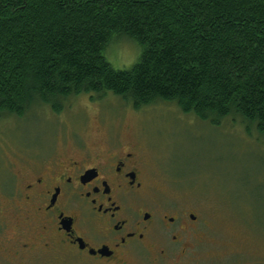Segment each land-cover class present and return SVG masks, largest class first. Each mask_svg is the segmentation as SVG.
I'll return each mask as SVG.
<instances>
[{
    "label": "trees",
    "instance_id": "obj_1",
    "mask_svg": "<svg viewBox=\"0 0 264 264\" xmlns=\"http://www.w3.org/2000/svg\"><path fill=\"white\" fill-rule=\"evenodd\" d=\"M114 35L140 48L129 68L105 57ZM81 93L239 118L264 142V0H0V118Z\"/></svg>",
    "mask_w": 264,
    "mask_h": 264
},
{
    "label": "rangeland",
    "instance_id": "obj_2",
    "mask_svg": "<svg viewBox=\"0 0 264 264\" xmlns=\"http://www.w3.org/2000/svg\"><path fill=\"white\" fill-rule=\"evenodd\" d=\"M139 52L127 36L114 35L104 53L115 68H129ZM243 124L226 117L214 125L172 102L133 108L111 93L70 96L57 112L36 104L22 116L0 118V187L2 178L12 179L39 150L116 133L141 144L158 195L198 215L203 238L197 237L186 254L188 263L264 264V142ZM2 211L0 235L5 236L13 227L4 225ZM146 251L132 254L136 264H152ZM31 256L23 264H99L64 246L39 248Z\"/></svg>",
    "mask_w": 264,
    "mask_h": 264
},
{
    "label": "flooded vegetation",
    "instance_id": "obj_3",
    "mask_svg": "<svg viewBox=\"0 0 264 264\" xmlns=\"http://www.w3.org/2000/svg\"><path fill=\"white\" fill-rule=\"evenodd\" d=\"M107 134L39 150L1 179L2 217L13 229L0 235V264L62 246L99 264H136L141 250L152 264H190L186 254L203 238L198 215L158 195L141 144Z\"/></svg>",
    "mask_w": 264,
    "mask_h": 264
}]
</instances>
